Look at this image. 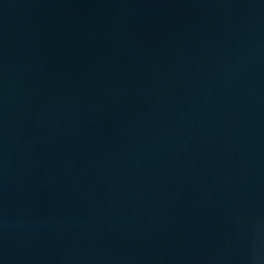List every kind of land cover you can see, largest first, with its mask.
<instances>
[{
  "label": "water",
  "instance_id": "95a60500",
  "mask_svg": "<svg viewBox=\"0 0 264 264\" xmlns=\"http://www.w3.org/2000/svg\"><path fill=\"white\" fill-rule=\"evenodd\" d=\"M0 264H264V0H0Z\"/></svg>",
  "mask_w": 264,
  "mask_h": 264
}]
</instances>
